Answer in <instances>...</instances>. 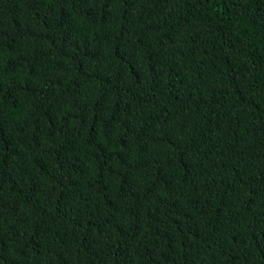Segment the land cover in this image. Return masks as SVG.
<instances>
[{
    "label": "trees",
    "instance_id": "16d2710c",
    "mask_svg": "<svg viewBox=\"0 0 264 264\" xmlns=\"http://www.w3.org/2000/svg\"><path fill=\"white\" fill-rule=\"evenodd\" d=\"M0 264H264V0H0Z\"/></svg>",
    "mask_w": 264,
    "mask_h": 264
}]
</instances>
